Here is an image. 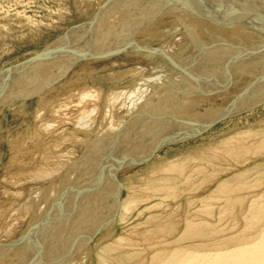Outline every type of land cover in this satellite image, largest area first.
<instances>
[{"label":"bare ground","instance_id":"obj_1","mask_svg":"<svg viewBox=\"0 0 264 264\" xmlns=\"http://www.w3.org/2000/svg\"><path fill=\"white\" fill-rule=\"evenodd\" d=\"M96 15L89 23L75 27L66 39L61 37L62 40L48 48L46 54L34 60L30 69L22 64L12 71L3 81L8 82V86L1 90V94L8 96L18 91L17 94L20 92L27 98V95L39 93L37 110L40 114L41 109L46 108L45 94L58 88L56 83L63 74L81 59H105L132 53L137 56L138 63L152 65L150 68L137 65V70L131 67L133 78L128 85L106 92L97 91L98 87L93 89L103 96L104 101L101 107H93L79 119L77 124L85 138H68L73 146L81 145L82 151L69 147L78 149L81 154H77L79 157L73 164L74 159L70 160L72 165L66 163L71 165L70 170L60 177L59 182L55 180L58 184L53 181L56 185L49 188L53 193L58 190L59 198L47 204L45 211L37 210L39 215L32 221L29 218L28 228L18 237L0 242V264H87L95 256L96 246H101V252L96 255L97 264H106L103 253L113 247H122V236L117 237L119 242L110 241L116 235V225L123 218L121 212L124 215L139 200L134 194L121 199L122 186L110 180L108 171H112L111 176L116 175L149 158L148 154L167 140L189 137L234 109V112L238 111L264 98V0H111ZM167 22L172 24L169 28H166ZM90 93L82 96L88 98L93 94ZM17 96L21 97L20 94ZM95 97L89 99L95 102ZM80 104L76 106L81 108ZM51 106L54 108L55 104ZM66 109H71L70 105ZM63 119L66 121V116ZM40 124L42 127L44 123ZM47 124L50 127V122ZM115 153L119 158L113 169ZM52 156L49 154L46 160H51ZM109 166L112 167L108 169ZM57 169L54 166L53 172ZM50 170L52 168L48 172ZM168 170L183 173L185 167L182 163H174ZM47 175L49 179L50 175ZM107 181L111 185H107ZM163 181L154 183L155 192L177 191L173 179L165 177ZM225 188L227 186L221 187ZM50 200L43 199L45 202ZM254 209L262 212L264 204H257ZM200 227L197 222H189L184 238L202 234ZM3 231L0 241L8 236ZM9 236L14 235L11 232ZM12 242L15 244L13 251L9 245ZM243 243L238 241V246L226 251H208L207 247L191 245L175 248L169 255L156 256L158 261L154 264H264V231L256 241Z\"/></svg>","mask_w":264,"mask_h":264},{"label":"rangeland","instance_id":"obj_2","mask_svg":"<svg viewBox=\"0 0 264 264\" xmlns=\"http://www.w3.org/2000/svg\"><path fill=\"white\" fill-rule=\"evenodd\" d=\"M109 1L111 0H0V235L2 237L3 230V234L5 232V235H8H3L4 240L0 242L12 241L18 237L40 211L46 210L47 204L50 205V202L52 204L59 198L58 190L53 193V189L49 188L58 184L56 181L61 180L81 154L82 146H73L68 138L84 137L83 130L77 123L81 116L93 107L102 106L104 98L96 92H106L128 85L133 78L131 71L140 66L150 68L152 65L138 63L137 56L132 53H122L105 59H81L74 68L63 74L56 83L58 88H54L51 94H45L46 108L41 109L40 114L37 110L40 103L39 93L27 95V98L20 92L21 97L17 96L18 91L8 96L1 94V90L8 86V82L3 81L7 80L12 71L22 67V64L30 69L34 60L46 54L50 50L48 48L62 40L61 37L66 39L75 27L94 20V16ZM166 25V28H169L172 24L167 22ZM14 76L13 74L12 78ZM74 90L76 91L73 92ZM86 92L95 95L85 98L82 95ZM95 96H99L98 99ZM93 97L95 102L92 101ZM262 100L249 104L250 106H243V109L240 107L241 109L235 112L234 109L189 137L167 140L149 153V158L116 175L111 176V170L108 171L110 180L122 186L121 199L125 200L134 194L139 200L128 212H124V215L121 212L123 218L116 225V235L110 241L119 242L118 236H122V247H113L103 253L106 264H154L158 261L156 256L169 255L175 248L192 246L203 249L207 247L208 251H226L238 246V241L242 244L256 241L264 231V211L254 209L257 204H264V98ZM79 102L82 104L81 108H78ZM53 103L55 107L51 108ZM69 105L71 109H66ZM65 116L66 121L63 119ZM46 119L48 120L45 123ZM40 122L44 123L42 127ZM63 122L65 124L62 125ZM51 123L54 126L52 128ZM61 130L64 132H59ZM52 142L56 146H53ZM71 146L81 151L71 150ZM247 147L250 151H247ZM47 152L50 156L53 155L51 160H46L49 156ZM66 153H70L69 158ZM242 154L243 156H240ZM117 158L118 154L115 153L112 162L114 165L111 163L113 169L117 166ZM61 161L65 163L60 165ZM174 163H182L185 171H169L168 168ZM54 166L55 169L64 167L59 169L60 171L57 169V173L53 172ZM45 167L52 170L48 172L49 169ZM46 175L52 176H49L50 180ZM165 177L173 179L177 186L175 193L154 191V183H163ZM42 179H47V182ZM109 184L111 185L110 181H107V185ZM222 186L227 188L221 189ZM41 192L42 195L39 194ZM50 198V201L45 202ZM40 199L41 202L37 203ZM34 210L39 212L35 211L34 214ZM189 222H197L199 227L202 226V234L184 238ZM11 225H14V228ZM5 229L14 236H9ZM12 243L9 244L11 251L15 246ZM100 249L101 246L94 248L95 256L91 262L88 260L87 264L98 263L96 255ZM87 252L89 255L92 253L91 249ZM198 252L203 253L204 250Z\"/></svg>","mask_w":264,"mask_h":264}]
</instances>
